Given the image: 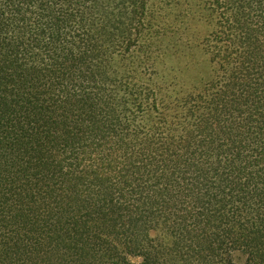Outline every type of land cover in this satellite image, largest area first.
Listing matches in <instances>:
<instances>
[{"label": "trees", "instance_id": "1", "mask_svg": "<svg viewBox=\"0 0 264 264\" xmlns=\"http://www.w3.org/2000/svg\"><path fill=\"white\" fill-rule=\"evenodd\" d=\"M236 253L264 264V0H0V264Z\"/></svg>", "mask_w": 264, "mask_h": 264}, {"label": "rangeland", "instance_id": "2", "mask_svg": "<svg viewBox=\"0 0 264 264\" xmlns=\"http://www.w3.org/2000/svg\"><path fill=\"white\" fill-rule=\"evenodd\" d=\"M191 14L198 17L203 22L206 23L213 28L216 23V18L214 17H205L202 15H198L196 11L192 10L191 8H187ZM199 32H205L207 29L206 25L200 24L198 28H196ZM200 38V36H198ZM203 41V39H200ZM189 54V55H188ZM167 68H175L180 70L181 68L188 67V71L182 75V79L186 83H191L193 81L198 80L201 77H205V73L207 72V67L205 64V57L202 53L198 52L197 50H192L187 52V56L183 59H172L168 60L165 64ZM134 262H139V259H133ZM234 264H245V257L242 254L236 253L234 255Z\"/></svg>", "mask_w": 264, "mask_h": 264}]
</instances>
